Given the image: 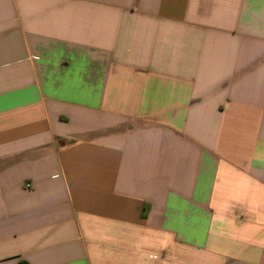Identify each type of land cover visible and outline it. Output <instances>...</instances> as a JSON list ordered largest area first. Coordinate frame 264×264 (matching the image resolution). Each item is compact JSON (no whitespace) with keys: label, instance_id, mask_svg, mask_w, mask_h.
<instances>
[{"label":"crops","instance_id":"1","mask_svg":"<svg viewBox=\"0 0 264 264\" xmlns=\"http://www.w3.org/2000/svg\"><path fill=\"white\" fill-rule=\"evenodd\" d=\"M20 263L264 264V0H0Z\"/></svg>","mask_w":264,"mask_h":264},{"label":"built area","instance_id":"2","mask_svg":"<svg viewBox=\"0 0 264 264\" xmlns=\"http://www.w3.org/2000/svg\"><path fill=\"white\" fill-rule=\"evenodd\" d=\"M26 186H27V187H29V185H28V184H27Z\"/></svg>","mask_w":264,"mask_h":264},{"label":"trees","instance_id":"3","mask_svg":"<svg viewBox=\"0 0 264 264\" xmlns=\"http://www.w3.org/2000/svg\"><path fill=\"white\" fill-rule=\"evenodd\" d=\"M20 264H22V263H20Z\"/></svg>","mask_w":264,"mask_h":264}]
</instances>
